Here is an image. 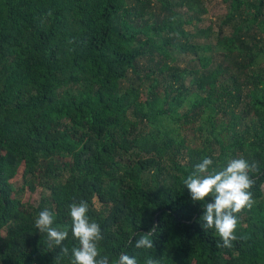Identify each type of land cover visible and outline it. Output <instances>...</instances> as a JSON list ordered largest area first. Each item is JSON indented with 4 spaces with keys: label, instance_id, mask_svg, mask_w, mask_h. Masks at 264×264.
Here are the masks:
<instances>
[{
    "label": "trees",
    "instance_id": "obj_1",
    "mask_svg": "<svg viewBox=\"0 0 264 264\" xmlns=\"http://www.w3.org/2000/svg\"><path fill=\"white\" fill-rule=\"evenodd\" d=\"M225 2L229 32L186 28L202 0H0V264H72L81 201L110 264H264V0ZM205 157L259 168L230 248L183 183ZM46 207L67 254L35 227Z\"/></svg>",
    "mask_w": 264,
    "mask_h": 264
},
{
    "label": "clouds",
    "instance_id": "obj_2",
    "mask_svg": "<svg viewBox=\"0 0 264 264\" xmlns=\"http://www.w3.org/2000/svg\"><path fill=\"white\" fill-rule=\"evenodd\" d=\"M213 160L205 157L195 165V170L184 179L183 183L191 193L192 200L205 201L211 197L214 202L204 203L203 214L199 218L204 229H214L222 240L218 247L230 248L232 242L238 239L236 230L238 217L245 209H251L255 203L250 189L255 181L250 177V171L259 172L256 163L250 164L244 158H230L225 167L211 170ZM87 201L70 205L72 220L71 232L78 239L79 247L72 249V264H110L107 255H101L98 242L103 239L98 223L90 220ZM55 216L52 210L44 208L35 219V227L40 233L46 234L49 249L52 246H62L69 233L53 227ZM152 232L139 235L135 239L137 249H154ZM62 252L68 253V248L62 246ZM117 264H138L136 257L121 254ZM145 264H159L154 258H147Z\"/></svg>",
    "mask_w": 264,
    "mask_h": 264
},
{
    "label": "rangeland",
    "instance_id": "obj_3",
    "mask_svg": "<svg viewBox=\"0 0 264 264\" xmlns=\"http://www.w3.org/2000/svg\"><path fill=\"white\" fill-rule=\"evenodd\" d=\"M202 1H203V5L206 8V13L201 14L202 21H198L197 19L194 18L192 24L187 25L186 28L190 30H194L195 27L204 26L205 24H208L210 20H212L211 22H213L212 26L214 30L220 28V25L222 24L223 26H225L227 32H229L230 26L229 24H225L224 22L227 13L230 11L229 2H225V0H202ZM180 10L184 12V14L187 16L188 14H190V12L192 13V11L188 10L186 7H182ZM187 16H185V18ZM199 40H204V39H199ZM21 174H22V170L18 174L17 178L21 177ZM17 184L19 185L22 184L21 178L17 180ZM46 194L47 191L41 188H39L35 192H30L29 190H27L26 193L24 194V200L37 203L40 200L41 195H46Z\"/></svg>",
    "mask_w": 264,
    "mask_h": 264
}]
</instances>
